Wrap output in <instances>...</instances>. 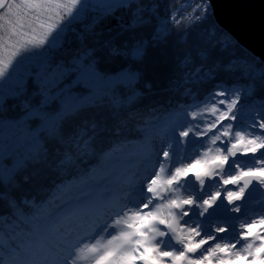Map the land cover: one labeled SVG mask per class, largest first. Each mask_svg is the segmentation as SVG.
Returning a JSON list of instances; mask_svg holds the SVG:
<instances>
[{
	"label": "snow or ice",
	"instance_id": "1",
	"mask_svg": "<svg viewBox=\"0 0 264 264\" xmlns=\"http://www.w3.org/2000/svg\"><path fill=\"white\" fill-rule=\"evenodd\" d=\"M188 6L173 0L168 23H183ZM128 7V0H120L105 10ZM191 7L190 22L206 18L207 2ZM92 10L86 0H0V52L10 53L0 55V113L17 104L21 116L7 126L17 131L14 146L28 144V154L7 174L0 144V184H12L17 169L45 151L42 134L60 141L64 125L80 112L131 104L142 95L136 88L144 79L143 48L111 74L108 59L122 53L107 45L89 47L70 63L57 58L67 33L92 31L99 22L88 20ZM143 11L137 5L133 16ZM199 80L197 70L185 84ZM75 86H82L75 88L79 95ZM259 98L264 102V87ZM241 104V89L223 82L204 97L186 87L184 102L136 129L132 150L121 140L98 152L85 142L84 154L95 162L62 181L58 196L23 209L11 202L32 231L7 259L0 251V264H264V200L255 218L243 215L250 189L264 192V116L254 113L256 119L238 129ZM61 166L74 167L72 157L66 154ZM230 220L239 222L231 238ZM5 247L0 238V250Z\"/></svg>",
	"mask_w": 264,
	"mask_h": 264
},
{
	"label": "trees",
	"instance_id": "2",
	"mask_svg": "<svg viewBox=\"0 0 264 264\" xmlns=\"http://www.w3.org/2000/svg\"><path fill=\"white\" fill-rule=\"evenodd\" d=\"M180 2L189 6L184 9V22L177 26L170 25L166 19L168 6L172 5L173 0H131L128 1V8L108 11L105 10L109 4L106 0L86 1L93 6L88 20L99 17V22L92 31L85 32L77 28L67 33L65 47L56 54L57 58L70 63L72 57L89 47L100 49L102 45H107L122 53L108 59L106 67L111 74L112 70L134 58L132 53L136 48H143L144 55L139 67L144 73V79L136 88L142 95L131 104L125 103L115 108L102 104L80 112L64 125L60 141H53L46 133L42 134L40 143L45 151L35 160H29L22 169H17L12 184H0V238L6 245L0 251H3L5 259L11 248L22 241H29L32 231L29 224L17 218L10 206L11 202L22 209L30 208L33 203H44L62 181L71 179L77 170L91 167L95 158L84 154L85 142L98 152L116 140H121L126 141L129 150H132L139 138L136 129L159 120L178 103L184 102L186 87L192 88L200 97L214 90V85L221 82L229 87L240 88L242 112L237 124L252 120V104H257L264 116V102L259 98V90L264 87L260 66L264 63L218 26L207 0H199L208 3V13L204 20L198 22H190L186 18L192 12L191 5L197 0ZM137 5L143 7L144 11L139 17H134ZM152 8L155 10H150ZM133 19L137 20L135 26L132 25ZM107 50V47L103 49L105 53ZM9 54L0 52L5 59ZM197 70L200 80L195 84H185L188 74ZM209 73L213 77L211 80L205 78ZM78 87L82 86H75L73 94L79 95L75 91ZM120 87L122 85H116L117 90ZM253 89L257 94L249 95ZM21 111L17 104L12 103L0 113V119L5 121V126L0 129L5 174L16 161L28 154L27 143L18 148L13 145L17 131L7 126L20 118ZM66 154L72 157L74 167L61 166ZM24 201L31 203L25 205ZM12 221L18 222V226L8 230L6 223Z\"/></svg>",
	"mask_w": 264,
	"mask_h": 264
},
{
	"label": "water",
	"instance_id": "3",
	"mask_svg": "<svg viewBox=\"0 0 264 264\" xmlns=\"http://www.w3.org/2000/svg\"><path fill=\"white\" fill-rule=\"evenodd\" d=\"M218 26L264 63V0H207ZM259 188L250 189L246 202L254 201Z\"/></svg>",
	"mask_w": 264,
	"mask_h": 264
},
{
	"label": "rangeland",
	"instance_id": "4",
	"mask_svg": "<svg viewBox=\"0 0 264 264\" xmlns=\"http://www.w3.org/2000/svg\"><path fill=\"white\" fill-rule=\"evenodd\" d=\"M86 1H88V0H86ZM104 1H105V0H104ZM128 1H131V0H128ZM106 2L109 3L108 5H114V4H116V2H120V0H106ZM108 5H107V6H108ZM250 112H251V114H253V115H252V120H248V121L246 120V121H243L242 125L237 124L238 129H242V128H244L245 125H246L247 123H250V122H252L254 119H256V116L254 115V113L259 112L260 115L263 116V112H262V110L258 107L257 104H254V105L252 104V109H251ZM13 145H14V144H13ZM189 149H190L189 154H191V152H192V146H190ZM249 166H251V164H250V160H249ZM69 179H70V178H69ZM69 179H67V180H69ZM67 180H66L65 182H67ZM59 186H60V185L56 186V187L51 191V193H50L51 198H50V199H52L54 196H58V195H59V193L57 192V188H58ZM258 188H259V187H258ZM213 190H215L214 187H213ZM259 190H260L259 195H258V197H257L254 201H250V202H246V201H245V206H244L245 211H244V214H243L245 217H247V216H251L252 218H255V216L253 215V213L259 212V211L261 210V204H260V201L264 200V192H262L260 188H259ZM50 199H49V200H50ZM220 211H221V213H222V208H221ZM223 215H224V218H228V214H223ZM229 222H230V224L232 225V231L229 232L228 237L231 238V237H234V236H235V230L238 229V227H239V222H235V221H232V220H230ZM209 223H215V220H214V219H210V220H209ZM17 226H18V222H16V221H12V222H8V223H6V228H7L8 230H14ZM83 264H87V262L85 261V262H83Z\"/></svg>",
	"mask_w": 264,
	"mask_h": 264
}]
</instances>
